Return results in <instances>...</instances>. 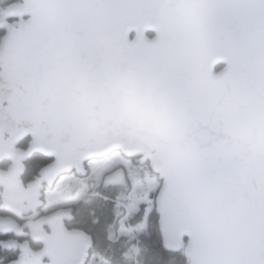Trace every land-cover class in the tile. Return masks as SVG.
<instances>
[{"label": "water", "instance_id": "95a60500", "mask_svg": "<svg viewBox=\"0 0 264 264\" xmlns=\"http://www.w3.org/2000/svg\"><path fill=\"white\" fill-rule=\"evenodd\" d=\"M23 2L37 28L0 46V128L150 156L205 246L187 264L264 248V0Z\"/></svg>", "mask_w": 264, "mask_h": 264}, {"label": "snow or ice", "instance_id": "6c2138e0", "mask_svg": "<svg viewBox=\"0 0 264 264\" xmlns=\"http://www.w3.org/2000/svg\"><path fill=\"white\" fill-rule=\"evenodd\" d=\"M9 8L0 39L26 43L37 21L23 0ZM204 248L143 153L118 140L74 147L0 128V264H183ZM241 264H264V248Z\"/></svg>", "mask_w": 264, "mask_h": 264}, {"label": "flooded vegetation", "instance_id": "af4514ba", "mask_svg": "<svg viewBox=\"0 0 264 264\" xmlns=\"http://www.w3.org/2000/svg\"><path fill=\"white\" fill-rule=\"evenodd\" d=\"M12 1L10 0L7 4H6V6H5V0H0V15H3V14H5L6 13V11H7V7L10 5V3H11ZM149 33H153V32H149ZM148 33V34H149ZM154 35V33L153 34H151L150 36H153ZM218 70V69H217ZM25 143H27V142H25ZM24 145H21V147H23ZM145 158H151L150 156H148V155H146V156H144ZM151 162H152V159H151ZM152 167H153V165H152ZM156 174H158L159 175V173H157L156 172ZM160 176V175H159ZM161 177V176H160Z\"/></svg>", "mask_w": 264, "mask_h": 264}, {"label": "trees", "instance_id": "16d2710c", "mask_svg": "<svg viewBox=\"0 0 264 264\" xmlns=\"http://www.w3.org/2000/svg\"><path fill=\"white\" fill-rule=\"evenodd\" d=\"M9 1H10V0H5V6H6V4H7ZM11 1H12V0H11ZM151 34H153V33H149V35H151ZM2 43H3V40L0 39V46H1ZM222 66H223L222 64L218 65V66H217V69L219 70ZM187 263H188V259H187L186 256H185V259H184V261H183V264H187Z\"/></svg>", "mask_w": 264, "mask_h": 264}]
</instances>
